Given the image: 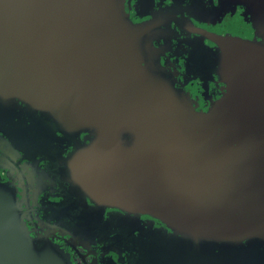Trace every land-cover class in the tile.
<instances>
[{
    "label": "water",
    "instance_id": "95a60500",
    "mask_svg": "<svg viewBox=\"0 0 264 264\" xmlns=\"http://www.w3.org/2000/svg\"><path fill=\"white\" fill-rule=\"evenodd\" d=\"M227 1L241 9L202 33L229 91L196 111L122 0H0V109L68 146L91 197L149 210L221 262L264 264V0Z\"/></svg>",
    "mask_w": 264,
    "mask_h": 264
},
{
    "label": "flooded vegetation",
    "instance_id": "af4514ba",
    "mask_svg": "<svg viewBox=\"0 0 264 264\" xmlns=\"http://www.w3.org/2000/svg\"><path fill=\"white\" fill-rule=\"evenodd\" d=\"M122 2L134 22L154 30L147 42L192 108L216 109L229 90L202 32L241 8L227 0ZM34 125L0 109V264H227L212 249L174 239L149 210L91 197L63 166L68 146Z\"/></svg>",
    "mask_w": 264,
    "mask_h": 264
}]
</instances>
